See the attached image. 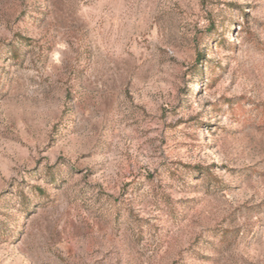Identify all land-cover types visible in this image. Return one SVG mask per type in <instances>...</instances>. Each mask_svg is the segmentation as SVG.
Masks as SVG:
<instances>
[{
    "label": "rangeland",
    "instance_id": "374dc122",
    "mask_svg": "<svg viewBox=\"0 0 264 264\" xmlns=\"http://www.w3.org/2000/svg\"><path fill=\"white\" fill-rule=\"evenodd\" d=\"M0 264H264V0H0Z\"/></svg>",
    "mask_w": 264,
    "mask_h": 264
}]
</instances>
